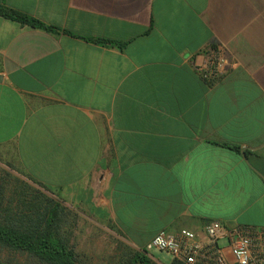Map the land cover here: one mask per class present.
I'll use <instances>...</instances> for the list:
<instances>
[{"label":"crops","instance_id":"0c3cea01","mask_svg":"<svg viewBox=\"0 0 264 264\" xmlns=\"http://www.w3.org/2000/svg\"><path fill=\"white\" fill-rule=\"evenodd\" d=\"M0 3L57 28L0 15L13 172L85 196L132 244L161 229L202 237L211 220L264 227V0ZM209 47L231 64L210 82L191 65Z\"/></svg>","mask_w":264,"mask_h":264},{"label":"trees","instance_id":"16d2710c","mask_svg":"<svg viewBox=\"0 0 264 264\" xmlns=\"http://www.w3.org/2000/svg\"><path fill=\"white\" fill-rule=\"evenodd\" d=\"M0 15L22 25L51 32L57 29L1 3ZM231 147L237 149L235 145ZM23 188L15 189L10 198L0 194V249L25 255L30 264H88L91 260L87 255L80 257L73 249L70 242L71 230L65 228L70 211L58 199L39 190L32 193L34 190ZM14 199L20 205L12 209L10 201ZM109 228L121 239L116 242L105 264H157L143 249L147 242L132 246L114 225ZM0 264L15 263L0 258Z\"/></svg>","mask_w":264,"mask_h":264},{"label":"built area","instance_id":"2783aa9c","mask_svg":"<svg viewBox=\"0 0 264 264\" xmlns=\"http://www.w3.org/2000/svg\"><path fill=\"white\" fill-rule=\"evenodd\" d=\"M202 55V61L193 60L191 65L205 81L216 80L230 68L229 59L213 47ZM203 231L200 237L187 228L161 229L143 249L153 259L152 250L169 254L170 264H264V227L211 220Z\"/></svg>","mask_w":264,"mask_h":264},{"label":"rangeland","instance_id":"374dc122","mask_svg":"<svg viewBox=\"0 0 264 264\" xmlns=\"http://www.w3.org/2000/svg\"><path fill=\"white\" fill-rule=\"evenodd\" d=\"M22 187H24V190H34L32 193L39 190L48 196L58 199L71 213L67 215L65 228L71 230L70 242L73 249L79 253L80 257H85V255H87L91 260L88 261V264L106 263L107 257L113 252L116 242L120 240L121 237L116 235L109 226L107 227L104 225L105 217L99 216L97 212H92L85 208V196H78L79 200L82 199L83 201L76 200V202H72L76 195L67 197H56L51 195L45 188L40 187L39 184H35L19 176L16 172H13L0 158V188L2 189L0 194L2 193L1 195L4 197L10 198L15 189L19 190ZM17 205L18 202L15 199L10 201L12 209ZM130 244L135 246L132 243ZM149 254L163 264H170L172 259L169 254L157 250H152ZM0 258L12 260L15 264H30V262H27L28 260L25 255L11 253L1 249Z\"/></svg>","mask_w":264,"mask_h":264}]
</instances>
